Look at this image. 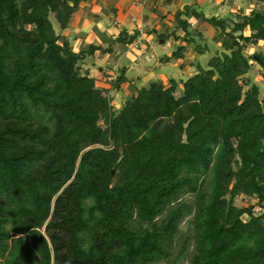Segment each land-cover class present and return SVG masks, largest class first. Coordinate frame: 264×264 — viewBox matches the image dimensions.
I'll use <instances>...</instances> for the list:
<instances>
[{"label":"trees","instance_id":"obj_1","mask_svg":"<svg viewBox=\"0 0 264 264\" xmlns=\"http://www.w3.org/2000/svg\"><path fill=\"white\" fill-rule=\"evenodd\" d=\"M83 1L0 0V264H264V92L243 79L255 62L264 84V55L244 53L264 46V0L229 30L192 11L220 51L118 111L80 69L110 48L61 36Z\"/></svg>","mask_w":264,"mask_h":264},{"label":"rangeland","instance_id":"obj_2","mask_svg":"<svg viewBox=\"0 0 264 264\" xmlns=\"http://www.w3.org/2000/svg\"><path fill=\"white\" fill-rule=\"evenodd\" d=\"M162 1L158 3V12L156 14H158V16L162 14L165 17L167 16L172 17L174 12L178 10L179 5L171 6L169 4L163 3ZM251 2H252L251 0H181L182 5L180 7V11L183 10L184 6H192V8L189 10L188 15L190 17H193L192 10L201 9L202 13L206 15L205 18H210L214 16L217 19H224L226 25L228 26L227 30H229L231 26H230V21L228 20L234 19L235 21H238V16L245 14L247 10L250 9ZM251 5L257 8L258 10L262 9V5L258 3L251 4ZM194 6L197 8H195ZM84 10L87 11L88 6L84 8ZM104 13H105V10L102 12L100 16H104ZM87 14H88V11H87ZM87 14L86 16H88ZM144 14L149 15L150 13L148 11H144ZM117 15L118 17L122 16L120 11H118ZM169 17H167V19L170 20ZM88 19L97 20L96 17H88ZM110 21H113V20L110 19ZM124 22L127 23L126 21ZM53 23L54 25H56L55 22ZM167 23L168 22H165V23L162 22L158 26L156 33L151 34L152 38L144 46L146 47L145 48L146 53L152 56V59H153L152 62L145 63V59L144 61L142 59L136 63L130 62L129 59H127L126 57V53H129L132 56L136 57L138 49L128 48L129 46L127 44L126 45L127 51L125 52V54H121V49H120L121 45L117 41L113 42V44H109V43L104 44L105 46L104 48H111L110 51H107L104 53H101L100 51H96L94 53L95 55L94 54L86 55L85 59L82 61L80 69L85 70L86 68H84L85 67L84 65H87V67H89V69L91 70L90 74L93 76V74L97 73L96 67L99 65L100 60L103 57L104 62H102L103 63L102 66L104 67V71H107L106 73L105 72L103 73L102 79L104 80L112 76L118 77L122 73L123 69L126 68L124 69L125 70V74H124L125 83L120 84L118 86L119 88L112 87L113 82L102 81V79L100 81H96L95 83V86L98 89L103 91L102 94L107 97L110 106H112L116 111H118L119 109L123 107L124 101L127 96L135 95V90L148 87V85L151 82L158 80V78H161V80L164 79L162 77L163 74L159 73V70L156 69V65H155L156 62H158L159 58L160 60H163V61H169L168 62L169 66H173L176 64L175 62L176 60L174 58L171 60L168 59L166 57V54L167 52H173L176 50V48L179 46V43H177L178 39H173L171 38L173 35H169L171 37L166 38L165 43L160 44L161 42V39L159 38L160 35L166 32L172 33L174 30V25H172V23H170L171 25H168ZM193 29L194 31H192ZM196 29L199 30V32L201 33V36L200 35L193 36L191 40L188 41L186 44H188V46H193V45L194 46L196 45L197 47L200 46L201 48L205 50H204V53H202V50L200 48H197V49L195 48L196 51L199 53L195 51V54L192 53L189 58L191 61L195 59L193 63V66L195 68H197V66H202L203 68H206L208 59L220 51V45H221V41L219 38L220 30L218 28H215L209 25L208 23H205L203 20H200V23L198 21V24L194 23L193 28H188V31L195 32ZM56 32H58V30ZM248 33L249 31L246 29L244 31V34L248 35ZM61 36L62 38L68 40L70 44H73L74 42L73 32H68V39L66 38L67 36L65 37L63 36V34ZM80 37H83L82 40L83 42H85L84 41L85 36L81 34ZM84 44L86 45L87 42H85ZM86 46L85 48L81 47L80 51L88 48L89 45H86ZM244 53L247 56L252 55L253 53H259L261 55H264L263 43L260 42L256 46L248 45L246 49L244 50ZM187 62L188 61L185 60L183 61V64L185 65L187 64ZM250 63L252 64V68L250 69L249 73L243 76V79L246 80L247 78H249L251 83L257 84L259 88L261 89V91L264 92V84L262 83V80H261V73L259 70V66L255 62H250ZM111 66L112 67L115 66L116 70L109 69ZM160 66H161V69L164 70V66L162 63ZM101 71L103 72V69ZM114 71H115V74H114ZM142 72H146L147 74L149 73L147 77L148 79L147 81H141L136 78L137 74H140ZM163 73L165 75L166 71H164ZM184 73H182V75L184 79L186 80L188 77H191L193 75L194 70H190L189 71L190 74L189 73L184 74ZM165 77H166L165 81L158 80V82H162L163 85L167 86L169 78L167 76ZM180 92H182L181 89H180ZM185 199L188 202L191 200L189 196H187ZM236 205L238 207L251 205V207L253 208L256 214L261 213L260 209L255 205V200L253 199L240 197L236 200ZM180 228H181L182 233H184L187 230V224L183 222L180 225ZM178 264H188L187 258H185L182 262Z\"/></svg>","mask_w":264,"mask_h":264},{"label":"crops","instance_id":"obj_3","mask_svg":"<svg viewBox=\"0 0 264 264\" xmlns=\"http://www.w3.org/2000/svg\"><path fill=\"white\" fill-rule=\"evenodd\" d=\"M161 1L160 0H85L80 4L78 10L73 14L68 24V27L64 31H62L61 35L63 34V36L65 37L67 36L66 38L68 39V32H73L74 42L73 44L70 43L69 44L73 52H79L81 47L85 48L86 45L100 46L104 48L105 47L104 44H108V43L113 44V42L117 41V37L121 32L126 33L128 38L132 34H135L136 36L132 44H135L136 47H128V48L138 49L137 56L134 57L131 54L126 53V57L127 59H129L130 62L136 63L142 59L144 61L145 59V63H149L152 62L153 59L150 54L146 53L145 51L146 47H144L145 44H147V42L150 41V39L152 38L151 34L156 33L158 26L162 22L164 23L168 22L167 23L168 25H171L170 23H172V25H174L173 32L172 33L166 32L160 35L159 37L161 39L160 44L165 43L166 41L165 39L171 37L169 35H173L171 38L178 39L177 43H179V46L183 47L182 58L176 60L175 61L176 64L173 66L168 65L169 61H163L160 60L159 58L158 62H156L155 65H156V69L159 70V73L163 74L162 76L164 78L162 79L163 81H165L166 78L165 76H167L169 79L173 78L177 81H185L182 73L184 72L189 73L190 70H194V73L196 72V69L193 66L195 59L191 61L189 57L191 56L192 53L195 54L197 48L196 45L188 46V44H186L187 42H185V34L182 31V29L179 28L178 25L177 14L180 12V7L182 5L181 0L162 1L163 3L169 4L171 6L179 5L178 10L174 12L172 17L167 16L170 18V20L167 19V17L163 16L162 14H160L161 16L160 15L158 16V14H156L158 12V3H160ZM87 6H88V10H87L88 14L87 11L84 10V8H86ZM191 8L192 6H187V11ZM104 10H105L104 16H100ZM118 11L121 12L122 15L121 17H118L117 15ZM144 11H148L150 14L145 15ZM192 11H195L196 13H199L202 16L206 17V15L202 13L201 9L199 10L195 9ZM86 14L88 16H86ZM88 17H96L97 20H90L88 19ZM193 17H190L189 15L186 16L185 14L184 15L181 14L179 19L185 20L188 23L189 28H193L194 23L198 24V21L200 23V19L197 20L196 18ZM110 19L113 21H110ZM124 21H126L127 23H125ZM195 31H197V29ZM81 34L85 36L84 41L87 42L86 45L84 44L85 42H83L82 40L83 37H80ZM199 35L201 36V33L198 34V36ZM120 45L121 47L120 46L119 47L121 49V54H125V52L127 51L126 50L127 44L124 45L120 44ZM128 45H131V43ZM85 50H87V48L83 49L82 51ZM173 52H167L166 57L167 58L169 57L170 60L173 59L170 58ZM103 59L104 58L102 57L99 65L96 67L97 73L93 74V76L90 74L91 70L89 69V67H87V65H84L85 66L84 68H86L85 70H88L89 75L92 78H94L95 83L96 81H100L103 78L104 72L105 73L107 72L104 71V67L102 66L103 65L102 62H104ZM185 60H187L188 62L187 64L184 65L183 61ZM161 63L164 66V70L161 69L160 66ZM102 69L103 72L101 71ZM109 69L116 70V67L113 66V68L110 67ZM164 71H166L165 75L163 73ZM148 74L146 72H142L140 74H137L136 78L141 81H147ZM115 79L116 76H112L110 78H106L105 80L102 79V81H113ZM158 80L162 81L161 78H158Z\"/></svg>","mask_w":264,"mask_h":264},{"label":"water","instance_id":"obj_4","mask_svg":"<svg viewBox=\"0 0 264 264\" xmlns=\"http://www.w3.org/2000/svg\"><path fill=\"white\" fill-rule=\"evenodd\" d=\"M183 11H184V12L187 11V6H184V7H183ZM20 37L23 38V39H26V40H28V41H30V42H37V38H32V37H30V35L27 34V33H22V34H20ZM111 68H113V67L111 66ZM128 101L131 102V101H132V97H129V98H128Z\"/></svg>","mask_w":264,"mask_h":264},{"label":"built area","instance_id":"obj_5","mask_svg":"<svg viewBox=\"0 0 264 264\" xmlns=\"http://www.w3.org/2000/svg\"><path fill=\"white\" fill-rule=\"evenodd\" d=\"M129 47H136V45L135 44H132L131 43V45H128Z\"/></svg>","mask_w":264,"mask_h":264}]
</instances>
